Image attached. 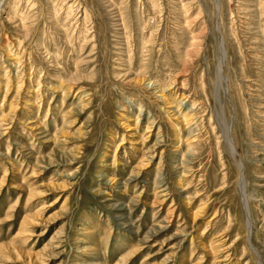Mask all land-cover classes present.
Listing matches in <instances>:
<instances>
[{
	"label": "rangeland",
	"instance_id": "374dc122",
	"mask_svg": "<svg viewBox=\"0 0 264 264\" xmlns=\"http://www.w3.org/2000/svg\"><path fill=\"white\" fill-rule=\"evenodd\" d=\"M0 264H264V0H0Z\"/></svg>",
	"mask_w": 264,
	"mask_h": 264
},
{
	"label": "bare ground",
	"instance_id": "6f19581e",
	"mask_svg": "<svg viewBox=\"0 0 264 264\" xmlns=\"http://www.w3.org/2000/svg\"><path fill=\"white\" fill-rule=\"evenodd\" d=\"M227 134V133H226ZM225 140H226V142H228L229 141V139H228V136L227 135H225Z\"/></svg>",
	"mask_w": 264,
	"mask_h": 264
}]
</instances>
